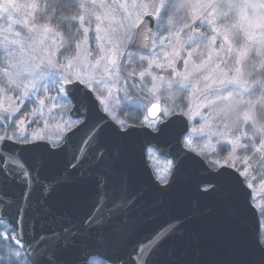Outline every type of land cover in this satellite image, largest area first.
Here are the masks:
<instances>
[{
	"label": "snow or ice",
	"instance_id": "snow-or-ice-1",
	"mask_svg": "<svg viewBox=\"0 0 264 264\" xmlns=\"http://www.w3.org/2000/svg\"><path fill=\"white\" fill-rule=\"evenodd\" d=\"M257 181L264 0H0V264H264Z\"/></svg>",
	"mask_w": 264,
	"mask_h": 264
},
{
	"label": "rangeland",
	"instance_id": "rangeland-1",
	"mask_svg": "<svg viewBox=\"0 0 264 264\" xmlns=\"http://www.w3.org/2000/svg\"><path fill=\"white\" fill-rule=\"evenodd\" d=\"M142 99L144 100L145 103H148L149 100L151 99V97H143ZM195 104H196V101H195V99H193L194 109H195ZM132 114L136 115L135 112H133ZM210 147L211 148L216 147L215 143L213 142L210 145ZM157 163L159 164V166L161 168L165 167V163H164L163 159H160L159 161H157ZM253 195L255 197L254 203L256 204L257 208H259L261 204H264V184H261L257 181L254 185V188H253Z\"/></svg>",
	"mask_w": 264,
	"mask_h": 264
}]
</instances>
